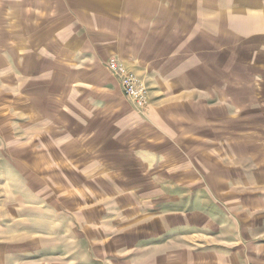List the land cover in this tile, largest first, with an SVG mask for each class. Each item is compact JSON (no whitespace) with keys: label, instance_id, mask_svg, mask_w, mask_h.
<instances>
[{"label":"rangeland","instance_id":"374dc122","mask_svg":"<svg viewBox=\"0 0 264 264\" xmlns=\"http://www.w3.org/2000/svg\"><path fill=\"white\" fill-rule=\"evenodd\" d=\"M224 3L225 29L210 27L223 69L213 77L228 82L237 145L242 91L257 95L248 114L263 108L250 120L264 127V35L239 40L237 9ZM41 17L28 0H0V264H253L264 217H250L254 240L244 241L247 215L233 216L212 186L225 178L218 188L237 198L233 168L197 170L192 148L161 140L102 64L80 59Z\"/></svg>","mask_w":264,"mask_h":264},{"label":"crops","instance_id":"0c3cea01","mask_svg":"<svg viewBox=\"0 0 264 264\" xmlns=\"http://www.w3.org/2000/svg\"><path fill=\"white\" fill-rule=\"evenodd\" d=\"M231 5L237 9L231 21L238 23L239 40L248 39L253 46L264 35V0H231ZM28 7L44 20L56 21L60 42L88 65L102 64L107 73V60L115 57L142 78L151 88L146 117L152 131L161 140H178L183 142L180 148H192L197 170L233 168L229 181L238 187V199L232 190L218 188L228 184L225 178L214 180L212 186L229 201L233 216L247 215L241 222L248 235L244 241H253L256 229L250 217H264V155L250 152L264 151V127H252L251 121L262 119L263 108L248 114L251 98L257 95L247 97L242 91L246 147L242 140L236 145L227 124L234 99L228 82L220 86L213 77L216 68L223 69L213 63L210 27H225L224 0H28ZM253 23L259 30L252 31ZM240 68L245 70L242 63ZM241 83L244 89L247 85ZM251 140L260 146L250 145ZM249 189L257 194L250 202ZM252 260L264 264V252ZM231 261L221 264H238L236 258Z\"/></svg>","mask_w":264,"mask_h":264},{"label":"built area","instance_id":"2783aa9c","mask_svg":"<svg viewBox=\"0 0 264 264\" xmlns=\"http://www.w3.org/2000/svg\"><path fill=\"white\" fill-rule=\"evenodd\" d=\"M106 70L118 82L122 96L135 108L146 113L150 102L149 89L144 81L135 72L129 71L126 65L115 57L107 60Z\"/></svg>","mask_w":264,"mask_h":264}]
</instances>
